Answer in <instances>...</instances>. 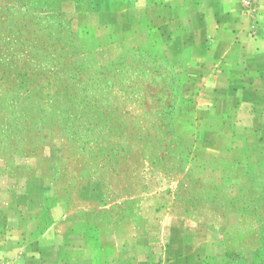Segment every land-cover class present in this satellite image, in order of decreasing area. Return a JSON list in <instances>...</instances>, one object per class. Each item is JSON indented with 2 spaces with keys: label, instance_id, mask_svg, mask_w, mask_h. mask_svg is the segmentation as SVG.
I'll use <instances>...</instances> for the list:
<instances>
[{
  "label": "rangeland",
  "instance_id": "1",
  "mask_svg": "<svg viewBox=\"0 0 264 264\" xmlns=\"http://www.w3.org/2000/svg\"><path fill=\"white\" fill-rule=\"evenodd\" d=\"M79 1L0 0V172L11 189L96 221L128 220L171 191L170 215L203 264H264V151L240 195L194 181L177 128L184 63L138 53L89 66L73 33Z\"/></svg>",
  "mask_w": 264,
  "mask_h": 264
},
{
  "label": "crops",
  "instance_id": "2",
  "mask_svg": "<svg viewBox=\"0 0 264 264\" xmlns=\"http://www.w3.org/2000/svg\"><path fill=\"white\" fill-rule=\"evenodd\" d=\"M73 33L92 67L138 53L174 68L182 60L189 176L232 195L247 188L264 151V0H80ZM171 196H148L128 220L96 221L15 192L0 172V264H203L183 244Z\"/></svg>",
  "mask_w": 264,
  "mask_h": 264
}]
</instances>
